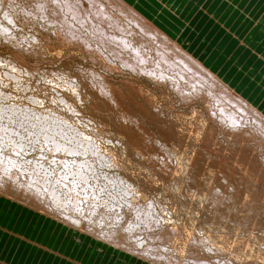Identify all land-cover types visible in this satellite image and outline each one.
<instances>
[{
  "label": "rangeland",
  "instance_id": "1",
  "mask_svg": "<svg viewBox=\"0 0 264 264\" xmlns=\"http://www.w3.org/2000/svg\"><path fill=\"white\" fill-rule=\"evenodd\" d=\"M47 1L0 0V25L3 22L2 28L12 27L7 33L4 29L0 31V105L7 112L10 108L17 109L14 124H23L22 132L27 134V128H32L29 122L36 121L38 116L48 117L50 112L48 118H57L56 123L63 125L66 136H89L96 149L109 154L112 168L108 172L132 182L141 194L139 204H151L159 216V225L154 230L142 229L139 237L144 240L152 236L148 245L155 246L154 249L163 245L170 248L168 264H264V128L254 119L250 125L228 124L222 120L218 106L235 108L234 105L222 98L215 100L206 84L200 95L194 85L182 78L176 80V76L172 77L176 72L157 66L158 57L153 58L156 62L136 59L137 50L132 52V47L126 51L117 39L105 41L99 32L102 25L90 18L92 14L87 18L85 9L81 10L86 19L81 16L78 22L64 3L71 7L79 3L85 6L86 0ZM103 1L119 14L108 0ZM150 10L154 13L155 9H146L152 15ZM167 18L171 21L161 26L169 34L175 35L179 30L175 31L172 25L185 24L184 21L175 24L172 19L177 21V15ZM123 21L132 31L135 29L138 42L143 41L149 47L155 44L153 51L147 49L149 53L168 54L129 18ZM75 89L79 90L78 95L73 94ZM205 92H209L208 98L203 95ZM250 103L254 105L253 101ZM237 112L241 119L246 117L242 111ZM26 113L32 118L28 120ZM248 116L247 119H252V115ZM76 129L86 136L77 134ZM6 187H10L9 183ZM2 188L8 192L5 194L8 198L31 203L14 188ZM65 228L68 252L74 253L69 249L75 242L78 246L82 244L77 260H83L84 264L93 260L96 264H147L154 260L140 259L129 251L124 253L119 247L98 241L91 234H76L67 225ZM195 236L208 240L219 254L214 251L209 256L200 247L192 246Z\"/></svg>",
  "mask_w": 264,
  "mask_h": 264
},
{
  "label": "bare ground",
  "instance_id": "2",
  "mask_svg": "<svg viewBox=\"0 0 264 264\" xmlns=\"http://www.w3.org/2000/svg\"><path fill=\"white\" fill-rule=\"evenodd\" d=\"M86 1L87 2L83 3L87 4L85 6H82L80 3L79 5L73 4L74 7L66 5V3L64 4L65 6H68V8H66L68 9V11L69 9H71L73 15L77 17L78 22L79 20L81 21V16L84 13V9L86 11L84 14L86 15L87 13V18L90 14H92V17L90 18H93L94 21L102 25L99 28L100 31L96 30V32L99 31L101 35L103 34L102 37H105V41L110 40V43L117 39L121 42L120 44L123 45L126 51L128 47H132V52L137 50L138 56L137 54L135 55L137 56L136 59L139 57V59L149 62V60L155 61L153 60V58L158 57L159 61L156 63L158 67L165 70H167L166 68H168L172 72H176L175 74L172 73L174 74L172 75V77L176 76V80L177 77L178 79L182 78L183 81L194 85V88L199 94L204 92L202 86L206 84L208 88L211 89V92L214 95L213 98H216L215 100L222 98L224 102L228 101L235 106V108H228L227 106L231 107V105L226 106L225 103V106H222L223 104L218 106L220 114L222 115V120L226 121L228 124H232L234 126L240 124L241 126H243L245 125V123L251 124V121L254 119L257 125H261V127L264 128V113L262 112V109L260 107L256 108L254 105H252L249 98L245 97L242 94H238L237 91L232 88L230 84H228L224 80L223 77L219 76L220 74L218 75L216 72L211 71L205 63H203L201 60H198L193 55L191 50L184 45L185 41L183 42V40L181 39L182 37L180 39H176L173 36L168 35L161 26H159L156 22L150 20L146 15H144L131 3L125 0H108L109 4L113 6L112 8H117L119 14L113 12V10L111 11L107 7V5H104L103 0ZM38 2H36V4ZM56 2L57 1H55V4L58 3ZM41 3L40 6H43ZM44 3L45 5H48L47 3H50V1L48 0L47 3ZM68 3L71 4L70 2ZM59 6L60 5L58 3V7ZM40 10L43 11V9ZM57 12L58 11H56V13ZM7 14H9V12ZM43 18H45L44 15ZM84 18L82 19L83 22ZM122 18H129L130 22L135 23L140 29L145 31L146 34L151 37L153 42L157 43L156 45H161L164 50H167L168 54L165 55L164 50L163 54H161L162 52L160 50V54L157 52L155 53V55H153L152 52L149 53V50L147 49L153 51L152 49H154L153 47H155V44L152 45L153 47H149V45L146 46L143 41L138 42L136 36L134 35V33L137 34V32H134L135 29L132 31L129 27H127L129 26V24L125 25ZM63 23L67 24L65 22ZM1 25L0 31L4 29V33L5 31L7 33V29L11 27L10 26L9 28H6L4 26V28H2L3 26ZM81 25L83 24L81 23ZM15 40L16 39H14L13 41ZM130 43H134V45L132 46L130 45ZM146 43L148 42L146 41ZM120 48L118 49V51L120 50ZM149 55H151L152 58H150ZM133 58L131 60L132 63L133 61L135 62ZM177 62H179L180 64H178ZM128 63L130 64V62ZM140 63L138 62V64ZM132 65H134V63ZM150 66L154 67L153 65ZM183 66L185 68H183ZM156 73L158 74L157 70ZM169 73L166 74L169 75ZM179 81L181 80L179 79ZM181 83L184 85L183 82ZM196 83L200 86H198ZM177 86L179 87L178 82ZM74 91L76 92V89ZM75 92L73 94L78 95L79 90L78 92ZM191 93L192 90L190 94ZM203 95H205V97L207 98L210 96L209 92H205ZM0 96L2 97V94ZM183 98H186V96ZM39 102L38 104L42 103ZM2 104L4 103L2 102ZM12 104L14 105V103L11 102V105ZM67 104L68 102L66 103V105ZM6 106L7 104L5 105V107ZM10 109V112H7L8 110L5 111L3 105H0V195L8 194V192H4L2 190V187H5L6 189L14 188V190L19 193L20 197L29 198L31 202L29 203V206H33L37 208L38 211H41L43 213L47 212L48 215L55 217L59 220V223L67 225L69 228H71V230L73 229L78 232L86 233L87 235L91 234L93 238L97 239L98 241L106 243L108 246H112L113 248L119 247L121 250L123 249V252L129 251L128 253L131 252L130 254H134L135 256L137 255L138 257H140V259L143 258L146 261H150L151 257L154 260H158V262L168 264L167 258H169V255L171 254L170 248L166 247V245H163L158 249H154L155 246L153 247L148 245L153 239L152 236H148L150 238L146 236L147 239L145 238L144 240H142L143 238H141V236L139 237V233L142 229L150 228L151 230H154L156 226L159 225V216L155 215L154 209L151 208V204L146 203L145 206L144 204H139V197L141 194L132 182L125 179V177H121L117 174L113 175L108 172V169L112 168V159L109 154L101 151L103 149H101L100 151L96 149L95 147L97 145L93 143L91 138L89 139V136L88 138H80V136H75L76 134L74 135V133H72V135H74L72 137L66 136L67 131H64L63 125L56 123V120L58 121V119H52V117L48 118L50 112L48 114V117L38 116V118L35 119L36 121L29 122L32 128H29L27 126V134L23 133V128L21 129V127H23L24 125L14 124V117L18 112L17 109ZM33 109L36 110L34 107ZM24 111L25 110H23V112ZM237 111H242L243 114H246V117L244 116L242 120L240 118L241 114H239ZM46 113L47 112H45V114ZM35 114L36 113H34V115ZM51 115L53 116V114ZM248 115H252V119H247V117H249ZM54 116L56 117V115ZM26 117H29L28 114L26 115ZM30 118L32 117H29L28 120ZM19 123H21V120L19 121ZM64 127L66 126L64 125ZM66 130L69 129L66 128ZM78 131L79 130H77V134H80L81 132L78 133ZM27 135L28 139H26ZM16 138H20V141ZM93 180L97 182H94ZM7 183H9L10 185V187L8 188L6 187ZM97 190H99L98 194ZM100 194L105 196L101 197L102 195ZM16 200L22 203L25 202L24 200L18 199L17 197ZM24 204L28 203L25 202ZM132 212L134 213V216L132 214L133 217L131 216ZM109 221H111L113 225H110ZM74 223L79 224V228H77V225ZM192 243V246H196L195 248L198 249L200 247V250L205 251V253L209 256L212 254V252L216 251L212 249L209 241L205 238L200 239L195 236L192 240ZM216 253L219 254L218 250L216 251ZM154 260H151L152 263L150 264H158V262Z\"/></svg>",
  "mask_w": 264,
  "mask_h": 264
},
{
  "label": "crops",
  "instance_id": "3",
  "mask_svg": "<svg viewBox=\"0 0 264 264\" xmlns=\"http://www.w3.org/2000/svg\"><path fill=\"white\" fill-rule=\"evenodd\" d=\"M133 2L159 26L177 15L175 24H185L171 26L179 29L175 35L161 26L167 34L182 37L198 60L264 111V0H138L142 7ZM46 213L0 195V264H84L77 260L83 245L75 242L70 254L66 225Z\"/></svg>",
  "mask_w": 264,
  "mask_h": 264
}]
</instances>
